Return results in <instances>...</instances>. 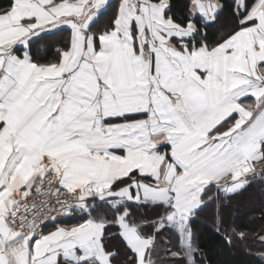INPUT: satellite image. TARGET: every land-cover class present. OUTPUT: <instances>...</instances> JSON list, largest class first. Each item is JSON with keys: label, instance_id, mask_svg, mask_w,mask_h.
Listing matches in <instances>:
<instances>
[{"label": "crops", "instance_id": "obj_1", "mask_svg": "<svg viewBox=\"0 0 264 264\" xmlns=\"http://www.w3.org/2000/svg\"><path fill=\"white\" fill-rule=\"evenodd\" d=\"M11 1L0 14V264H111L103 215L91 216L95 201L171 205L167 223L188 246L201 191L218 184L235 193L259 170L264 0L240 21L249 26L212 49L188 44L193 24L165 17L166 1L120 0L113 16L112 0ZM234 1L243 10L245 0ZM220 9L217 0H190L206 21ZM62 28L67 50L55 64H35L29 41ZM48 166L76 206L42 236L21 238L8 213ZM132 173L151 182L112 188ZM126 215L116 216L120 237L137 264H148L152 239Z\"/></svg>", "mask_w": 264, "mask_h": 264}, {"label": "trees", "instance_id": "obj_2", "mask_svg": "<svg viewBox=\"0 0 264 264\" xmlns=\"http://www.w3.org/2000/svg\"><path fill=\"white\" fill-rule=\"evenodd\" d=\"M120 0H112L107 14H115ZM151 3L167 2L164 16L181 27L191 23L194 33L188 44L193 48L205 46L212 49L243 27L240 24L256 0H245L244 8L236 7L234 0H217L221 9L211 21H206L190 12V0H148ZM11 0H0V14L7 12ZM110 12V13H109ZM111 18V17H110ZM109 18V20H110ZM112 26L108 21L107 30ZM70 32L60 30L44 33L29 41V55L37 65L55 64L61 53L69 47ZM19 51V50H16ZM262 164L258 173L248 178L247 184L235 193H225L218 184H211L200 194V207L188 222L190 241L183 245L181 235L167 223L172 212L171 205L144 202H125L113 209L111 204L95 201L91 216L103 215L100 220L106 225L103 245L111 254V264H137L132 253L120 237L116 216L125 211L124 222L139 235L151 238L152 244L146 253L148 264H264V143ZM151 182L148 177L132 173L116 181L112 188L118 190L133 181ZM98 209V210H97ZM76 213V212H75ZM71 221H77L74 218ZM99 264L95 259L78 263Z\"/></svg>", "mask_w": 264, "mask_h": 264}, {"label": "built area", "instance_id": "obj_3", "mask_svg": "<svg viewBox=\"0 0 264 264\" xmlns=\"http://www.w3.org/2000/svg\"><path fill=\"white\" fill-rule=\"evenodd\" d=\"M54 166H48L37 183L35 191L9 211L10 226L21 238L35 239L42 236L44 229L54 218L73 211L76 194L57 184Z\"/></svg>", "mask_w": 264, "mask_h": 264}, {"label": "rangeland", "instance_id": "obj_4", "mask_svg": "<svg viewBox=\"0 0 264 264\" xmlns=\"http://www.w3.org/2000/svg\"><path fill=\"white\" fill-rule=\"evenodd\" d=\"M261 165H262V164H260L259 167H260ZM98 203H100V202H98ZM95 205H96V203L94 202V203L92 204V206L95 207ZM93 207L90 208V210H93ZM113 209H114V208H113ZM97 210H98V209H97ZM78 211H79V210L76 211V214H77V215L81 214V211H80V212H78ZM178 225H179V227L182 226V224H178ZM30 239H31V238H30Z\"/></svg>", "mask_w": 264, "mask_h": 264}]
</instances>
